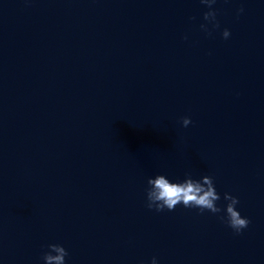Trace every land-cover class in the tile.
<instances>
[{"label": "water", "instance_id": "water-1", "mask_svg": "<svg viewBox=\"0 0 264 264\" xmlns=\"http://www.w3.org/2000/svg\"><path fill=\"white\" fill-rule=\"evenodd\" d=\"M213 9L209 36L200 0H0V264H264V0ZM186 173L248 228L146 207Z\"/></svg>", "mask_w": 264, "mask_h": 264}, {"label": "clouds", "instance_id": "clouds-1", "mask_svg": "<svg viewBox=\"0 0 264 264\" xmlns=\"http://www.w3.org/2000/svg\"><path fill=\"white\" fill-rule=\"evenodd\" d=\"M216 2L217 0H200V3L209 9L203 15L205 23L200 25V30L209 36L212 35L213 31L220 28L217 11L213 9ZM243 11V8L239 9L237 15L239 16ZM221 35L224 40H227L230 37V32L224 29ZM190 123L189 118L182 119L183 127L187 128ZM147 185L146 207L149 210L158 213L165 210L171 212L178 205H182L187 209H199L201 214L208 212L219 215L223 212L224 214L220 215L219 218L236 235H240L250 224V221L242 217L240 212L236 210L239 200L231 194H224L223 199L227 203L223 208L217 206L221 196L217 193L214 179L211 176H204L200 180H196L192 178L190 173H186L182 182H171L165 175H157L155 178H149ZM67 256L68 252L63 246L50 244L48 245V252L43 255L42 259L44 264H66L65 258ZM151 264H157L156 257L152 258Z\"/></svg>", "mask_w": 264, "mask_h": 264}]
</instances>
